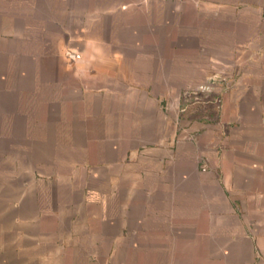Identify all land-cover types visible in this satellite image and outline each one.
<instances>
[{"label":"crops","instance_id":"0c3cea01","mask_svg":"<svg viewBox=\"0 0 264 264\" xmlns=\"http://www.w3.org/2000/svg\"><path fill=\"white\" fill-rule=\"evenodd\" d=\"M220 6L232 14L218 42L234 46L213 59L220 95L208 106L219 114L200 134L174 130L179 98L163 89L160 56L118 49L93 29L96 11L74 27L49 20L54 31L11 49L62 61L42 69L45 139L65 160L50 166L74 174L68 197L42 184L49 201L31 206L27 230L13 220L0 231V264H264V3L244 21ZM46 219L54 227L39 229Z\"/></svg>","mask_w":264,"mask_h":264},{"label":"rangeland","instance_id":"374dc122","mask_svg":"<svg viewBox=\"0 0 264 264\" xmlns=\"http://www.w3.org/2000/svg\"><path fill=\"white\" fill-rule=\"evenodd\" d=\"M222 3L231 4L244 21L249 5L264 0H0V47L4 49V54H0L1 232L10 233L12 225L16 227L13 220L23 222L20 231L28 229L25 219L31 206L36 203L38 208V203L49 201L39 197L43 196L42 184L49 180H55L57 197L72 195L65 181L74 174L64 170L59 176V164L50 166L53 159H62L63 163L65 160L59 150L52 152L53 147L45 139L48 123L46 107L42 106L46 83L42 69L61 65L62 61L51 54H10L11 49L23 52V48L33 45L35 36H42L44 30L54 31L49 20L74 27L75 16L85 22L90 18L87 12L96 11L94 19L98 23L93 29L105 39H116L118 49L126 54L140 51L147 54L146 61L155 54L160 56L157 61L163 68L162 76L159 75L163 89L168 95L169 90L174 91V101L179 98L178 105L174 104V130L187 132L190 127L189 132L200 134L208 127L209 115L214 120L219 114L216 105L208 106L209 100L220 95V74L213 59L234 46L217 39L219 22L226 19V14H232L231 9L220 8ZM121 4L128 5L126 13L104 12L120 9ZM29 36L32 40L28 43ZM242 47L238 52L247 51ZM12 87L15 92H11ZM243 95L250 93L243 91ZM168 103L169 100L163 102L166 114L170 112ZM38 227L50 229L54 223L46 219Z\"/></svg>","mask_w":264,"mask_h":264}]
</instances>
